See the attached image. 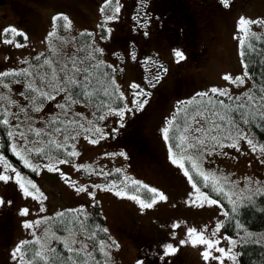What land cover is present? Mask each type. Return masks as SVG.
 <instances>
[{"label": "rangeland", "instance_id": "obj_1", "mask_svg": "<svg viewBox=\"0 0 264 264\" xmlns=\"http://www.w3.org/2000/svg\"><path fill=\"white\" fill-rule=\"evenodd\" d=\"M12 3L16 7L0 3V73L29 69L40 74L44 69H38L37 65H42L44 59H51L55 67L60 56L65 57L77 49V34L86 31L91 35L93 47L101 50L102 60L114 66V80L124 102L120 107L108 108L103 114L104 119L98 120L92 106L79 101L69 107L66 94L59 93L55 99L45 101L37 113L32 111L28 98L27 84L32 77L13 80L0 77V96L15 101L8 104L0 100L4 110L10 113L6 117L10 131L18 123L24 129L28 123L26 115L31 117L33 128L43 130L46 120L54 116L66 121L76 119L83 125V128L72 131L71 151L77 155L70 161L56 155L49 156L55 158L52 171L46 167L49 157L46 161L33 159L35 149L41 147V136L29 134L31 143H26L19 135L11 136L12 151L15 148L31 164L38 166V177L33 179L9 162L7 164L11 167H7L4 159L0 161V174L10 177L8 181H0V264H22L19 256H13L22 241L34 240L41 249L48 239L49 243L43 249L48 255L56 243L51 240L52 234L67 235V231L58 232L53 228L51 218L54 213L70 208L86 215L94 202L100 206L108 231L107 237L101 240L106 245L107 256L102 254L105 264H147L139 258L137 246L126 235L127 230L152 243L155 255L152 264H157L156 261L159 264H241L239 244L242 234L224 232L222 225L226 208L196 182L190 169L197 175L203 172L209 176V182L213 177L220 178L217 187L222 188L221 193L235 210L254 195L264 192V147L246 127H239L238 132L232 133L235 139L220 141L223 147L204 150L202 158L196 161L199 171L185 160V168L189 171V176H185V169L172 163L174 153L163 129L167 127V119L176 104L200 94H211L213 87L227 90L232 95L249 92L252 78L241 58V40L248 35L264 33V0H249L245 8L238 10L215 4L216 12L212 14L211 21H205L197 9L195 23L199 42L196 48L199 43L204 45L200 55L189 54L193 46L185 47L182 40L170 42L151 30V19L145 12L151 0H112L105 11L101 9L107 0H19ZM117 4L120 11L116 18L107 20ZM59 15L67 17L69 27L62 26L65 23L62 19L54 23L53 18ZM242 17L258 23L248 25L245 32L239 27ZM101 25L106 30L104 34L100 31ZM8 28H15L23 35L6 33L4 30ZM133 34L134 37L131 36ZM54 49L59 50V55ZM175 51L182 52L184 59L178 62ZM44 52L48 53L42 60L34 61L35 56ZM183 76L184 88L181 90L178 83ZM225 76L230 79H224ZM237 76L245 83H234ZM41 83L46 86V81ZM3 84L8 87L4 88ZM37 86L42 87L39 83ZM141 91L146 95H139ZM144 99L147 103L142 109H137L133 101L139 103ZM58 104H65L67 116L56 107ZM20 108L25 111L21 112ZM110 109H124L123 120ZM127 122L134 123V126L125 133L123 129ZM193 122L195 127L189 132L192 138L200 134L197 128L209 126L202 118H195ZM96 128L100 131L96 132ZM129 135H138L142 144L138 145ZM187 155H192V152ZM58 160L67 162L60 164L56 162ZM116 169L121 170L118 178L111 175ZM16 172L20 173L21 183L31 181L38 191L29 186L33 195H25L17 182ZM132 181L138 184L134 185ZM193 183H197L200 192L217 203L210 205L204 202L200 206L203 198L193 188ZM144 185H147V190L156 189L166 199L161 201L150 191L152 196L147 197ZM131 186L134 188L127 190ZM78 188L85 190L81 192ZM117 191L122 194L116 195ZM132 195L139 196L145 203L156 198V203L151 208H142L138 201L130 198ZM22 210H27V214L21 215ZM25 224L30 227H25ZM189 229L196 230L191 237ZM76 232L77 240L88 243L90 251L91 243L87 236L81 231ZM243 234L261 241L264 228L257 231L246 229ZM199 236L211 241L213 247L209 249L202 243L193 246L189 242ZM182 240L186 243L181 244ZM167 244L173 245L177 251L165 256ZM206 252L207 258L204 256ZM23 264H30L25 255Z\"/></svg>", "mask_w": 264, "mask_h": 264}, {"label": "trees", "instance_id": "obj_2", "mask_svg": "<svg viewBox=\"0 0 264 264\" xmlns=\"http://www.w3.org/2000/svg\"><path fill=\"white\" fill-rule=\"evenodd\" d=\"M166 1L168 0H165V2L161 0H153L151 3L159 17L165 19V25H168L166 29H156L155 34L159 37L163 36L170 42H178L179 40H182L185 47L191 48L193 46V48H191L192 51H189V54L193 53L194 55H200L204 50V45L202 46V43H199L198 48H196L197 43L199 42L195 23V19L198 14H196L197 9H194L195 17L193 18L191 9L178 3ZM58 17L62 16L59 15ZM183 24L186 26L185 29L181 28V25ZM190 27H192V29H190ZM179 28L180 30H178ZM100 31L102 34L106 32L103 25L100 26ZM184 41L186 43H184ZM95 49L96 48L92 45L91 35L86 31H81L77 34V49L69 52L65 58L71 56L76 57L79 61H84V64L79 65L81 67L94 66L98 63L100 64V67L96 69L89 67V71H91L93 75L90 77L91 84L87 87V91L92 92L93 95L91 97L74 96V98L78 101L92 106L94 109V116L96 119L98 118V120H100L99 117L103 116L108 108L120 107L124 100L114 80V66L102 60L100 51L97 52ZM240 51L244 66L252 78V87L247 93L251 95H258L261 89H264V33L246 36L243 39V44L241 43ZM47 53L48 52H44L35 56L34 61L42 60ZM36 57H40V59L37 60ZM61 63H63V61H61ZM46 70L47 69L40 71V74H43ZM22 71L23 70L13 73H20ZM24 77L25 76L21 75L7 76L4 78L13 80ZM184 77L185 76L181 77L178 83V87L181 90L184 88L182 80ZM39 84H41L45 91L48 90L41 82ZM206 94V96L200 94L188 101H182L179 104H176L167 119V127L169 128V138L167 141L172 152L178 156L181 153H184L185 155L191 153L192 151L188 146L198 141L201 137V134H199L198 137L195 136L192 138L189 134L192 128L195 127V123L193 122L195 118H202L204 121L203 117L196 115L197 111L200 110L201 101H207L211 98L215 100L223 99L227 104L234 105L235 103L234 101L228 100L227 97L215 96L208 93ZM209 95L211 96L208 98ZM232 96L234 97L236 95ZM240 96L243 98L244 94ZM3 111H5L4 107L0 104V121L4 118ZM52 119L53 117H50L46 120L44 133L40 137L42 142L40 148H42V151L40 153L35 151L33 153V159L35 161H46L49 156L56 155L65 160H73L74 156L68 155L69 152H72V131L79 129L80 127H69L67 131H65L64 124L57 123L55 125H50V121ZM60 119L64 120L65 123L67 122L65 118L60 117ZM169 121H172L173 123L169 124ZM133 126L134 123H127L126 128L123 129L124 132L127 133V131L132 129ZM239 127H246L253 138L264 147V121L254 119L250 123L240 125ZM55 128H60L61 131L57 133L54 131ZM9 131L10 125H4L0 122V154L2 158L17 167L22 174L29 175V177L33 179L37 178L38 173L32 171L31 168L26 167L20 157L12 151L11 136L8 135ZM65 136H68L67 140L64 139ZM129 136L138 145L142 144L138 135ZM49 140H54L56 143L63 145V147L57 149L54 145L50 146L48 143ZM187 166L190 168L189 164H187ZM190 171L196 182H198L201 187H204L202 176L197 175L192 169H190ZM120 174L121 171L117 172L115 170L111 175L118 178L120 177ZM127 188V190H132L134 187L131 186V189L130 187ZM143 188L147 193V197L152 196L153 193L150 195L144 186ZM206 190L210 195L216 197L227 210L222 225L224 232L227 234H242L239 244V258L241 264H264V237L261 241H255L250 236L247 237L248 235L245 236L243 234V231L246 229L257 231L264 228V192L254 195L249 201L239 205L235 210H233L230 207L228 199L221 192L213 191L211 187H207ZM58 213H65V215L63 217H59L57 215ZM65 221H74V223H68L66 227L72 228L76 231H81L87 236V238L91 236L92 233L96 234L94 240H89L91 243L90 251L95 258V261H99L100 264H105L103 255L99 252V243L107 237L108 231H103L106 229V222L101 213L99 204L97 202L92 203L90 205L89 212L86 215H82L77 210L65 208L54 213L51 218L52 226L58 232H66ZM81 223L84 225L83 230L80 229ZM123 230L126 231L124 228ZM126 235L136 244L139 256L145 261L148 254H150L148 249L154 248L152 243H150L148 239L142 238L140 235H137L130 230L126 231ZM27 242L28 243L23 246V254L29 260L30 264H41L39 260L34 258V253L41 250L39 244L34 240H28ZM52 249L56 250L55 254L53 256V254L49 252L48 256L52 258L46 261V264H66L69 254L66 252L62 244L56 242ZM73 259H75V257H73ZM89 264H93V262L90 261Z\"/></svg>", "mask_w": 264, "mask_h": 264}, {"label": "snow or ice", "instance_id": "obj_3", "mask_svg": "<svg viewBox=\"0 0 264 264\" xmlns=\"http://www.w3.org/2000/svg\"><path fill=\"white\" fill-rule=\"evenodd\" d=\"M225 6L228 5L229 0H222ZM112 3V0H107V3L105 4V8H102L101 11H105V9L108 7L109 4ZM120 8L119 5L115 7L113 14L106 17L107 20H112L116 18V14L119 13ZM64 20L65 23L62 25L64 28L69 27V24L67 23V17H54V23L57 20ZM258 23V21H249L245 18H241L239 21V27L241 30L247 32V27L250 24ZM6 33L10 32L13 35H23V33L17 32L15 28H8L4 30ZM50 36L53 35V33L49 34ZM8 43H11L12 41H7ZM241 43L243 44V40H241ZM19 46V45H17ZM95 51H101L100 49H95ZM54 52L56 55H59V50L54 49ZM174 55L177 58V61L184 59L182 52L175 51ZM37 60L40 59V57H36ZM60 61H63L61 63ZM60 61L56 62V66L53 67V61L51 59H44L42 65H37L38 69H47L43 74H39V72L33 73L30 72L29 69H24L20 73H0V77H7V76H26V77H32L27 84L28 88V98L29 102L32 105V111L33 112H40L41 108L44 105L45 101H51L55 99V95L59 93H65L66 94V102L70 104L78 103L79 101L77 99H74V96H83V97H91L93 95L92 92L87 91V87L90 86L91 80L90 77H92L93 73L89 71V67H93V69L99 68L100 64H96L94 66H79L84 64V61H79L76 57H67L60 56ZM245 76L248 75V73L244 74ZM82 77V78H81ZM159 79V77H157ZM224 79L228 80L230 77L225 76ZM47 86V91H45L42 87H38V83L45 82ZM2 83V81H0ZM234 83L238 84H244L245 81L240 76H237L234 80ZM4 88H7V84H3ZM132 87H138L137 85H132ZM75 90V91H73ZM211 94L215 96L220 97H227L228 100L234 101L233 104H227L223 99L221 100H215V99H208L207 101H201L200 102V110L197 111L196 115L201 116L204 118V121L209 126L205 128H197L196 131L201 134V137L198 139V141L194 142L193 144L189 145V149L192 151V155H185L184 153H181L178 157L173 154L172 155V163L178 164L179 167L184 168V174L185 176H189V171L187 168H185V160L189 161L191 163V167L194 170L199 171L198 164L196 163L197 160L202 158V155L204 154L205 148H208L209 150H213L216 147H223L220 143L222 139H235L233 137L232 133L239 131V126L243 124H248L252 120H260L264 121V89H261L260 93L258 95H251L248 93H245L243 98L240 95L232 96L230 95L227 90H219L216 87H213L210 89ZM139 95L143 96L146 95V93H143L141 91ZM206 96L207 94H201ZM0 100L6 101L8 104L15 103V101L9 100L6 96H0ZM134 104L137 105V109H142L144 105L147 103V100L144 99L141 102L137 103V101H133ZM57 108L61 109V113L64 116H67V112L65 111V104H58L56 105ZM21 112H24V108H20ZM110 111H116V114L123 120L125 112L124 109L119 110H113L110 109ZM129 111H132V109H129ZM10 113L7 111H3V119L2 122L4 125H7L9 123L8 119L6 118ZM101 120L104 119L103 116L99 117ZM25 119L28 121L26 127L24 129H21L20 123H18L14 130L9 131L8 135H19L22 137L26 143H31L29 140V134H32L36 137H40L44 130L41 128H33L31 126V117L27 116ZM23 123V122H21ZM57 123L64 124V130L67 131L69 127H80L83 128V125L78 124V121L76 119H69L65 123L64 120H61L60 117L54 116L53 119L50 121V125H55ZM172 121H169V124H172ZM55 132H60V128H55ZM87 131H91V129H87ZM96 132H99L100 129L96 128ZM165 139H168L169 134V128L166 127L163 129ZM215 133V135L213 134ZM74 138V137H73ZM65 140L68 139V136L64 137ZM207 139V144H206ZM38 142V141H37ZM92 143H96L95 140L91 141ZM49 145H54L57 149L63 147V145L56 143L54 140H49ZM249 144L252 143L251 140L248 141ZM234 146V145H233ZM28 151H31V149H28ZM35 151L37 153H40L42 151V148H36ZM13 152L20 156V158L23 160L26 167L31 168L32 171L38 172V166L31 164V162L25 157L24 154L17 152L15 148H13ZM68 155L74 156L77 155L76 152H69ZM121 156L124 155L123 152L120 153ZM54 157H49V164L46 165L49 171H52L55 169V164L52 163L54 160ZM0 161H3V158L0 157ZM60 164L66 163L65 160H58L56 161ZM3 163L7 167H11V165L7 164V161H3ZM15 171V169H13ZM117 172H120V169H116ZM199 175L202 176L204 187H210L213 189V191L222 192V188L217 187V181L220 178L213 177L210 181L209 176L204 175L203 172H199ZM17 182L20 185V188L24 191L25 195H33L31 191H29V186L32 189H36V185L33 184L31 181H27V184L20 182V173L16 172ZM191 179V177H189ZM10 179L9 176L5 174H0V181H8ZM198 183V182H197ZM197 183H193V188L196 190L197 193H200V197H202V201L200 206H203V203L206 202L210 205H215L217 201L215 199H209L207 196H205L203 193L200 192V189L197 187ZM132 184H138L137 181H132ZM145 188H147V185H144ZM78 191H84V188H78ZM137 191L139 189L137 188ZM151 193L154 194V197H158L159 200H165L166 197L162 193H157L156 189H148ZM121 191H117L116 195H121ZM198 197V199H200ZM131 199L136 200L140 203L142 208H151L153 204L156 203V198L152 199L151 203H145L143 200L139 198L137 195L130 196ZM195 203V201H193ZM41 211H43V208H41ZM27 210H22L21 215H26ZM59 217H63L65 213H58ZM65 230L67 231L66 236H57L55 234H52L51 240H54L56 242H59L62 244L66 252L69 254L68 261L66 264H89L90 261L93 262V264H100L99 261H95V258L93 257V254L91 251H89V244L83 243L77 240V232L74 231L72 228L66 227L68 223H74V221H65ZM178 225H173V227H177ZM25 227H30L29 224H25ZM219 227V225H217ZM84 225L80 224V229L83 230ZM103 231H107L104 229ZM195 229H189L188 234L189 237L195 232ZM96 234L92 233L91 236L88 237L89 240H94ZM193 246H195L197 243L206 244L209 249L213 247L212 242L205 240L203 236H199L197 239H190L189 241ZM28 243L27 241H22L17 248L13 252L14 258L18 257L21 259V262L23 264V253L22 249L23 246ZM49 243L48 239H45V242L43 245H41V250H38L34 253V258L36 260H39L41 264H46V261L51 259L52 257L48 256L43 249L45 246H47ZM181 244L186 243V241L182 240L180 241ZM78 245V246H77ZM77 246V247H74ZM106 245L103 241H100L99 243V252L102 253L105 257L107 256V252L105 251ZM49 251L53 254H55V249H49ZM177 249L173 247L171 244H167L164 249V255H170L172 253H175ZM218 251H224L223 249H219ZM205 258L208 257V253H204ZM75 257V259H73Z\"/></svg>", "mask_w": 264, "mask_h": 264}, {"label": "flooded vegetation", "instance_id": "obj_4", "mask_svg": "<svg viewBox=\"0 0 264 264\" xmlns=\"http://www.w3.org/2000/svg\"><path fill=\"white\" fill-rule=\"evenodd\" d=\"M14 1H19V0H0V3L1 4L9 3V5L10 4L13 5L14 3L12 2ZM161 1L165 2V0H161ZM168 1L173 2V3H178L184 7L191 9L192 10L191 14L193 13L192 14L193 18L195 17L194 9H199V11H201L206 21H211L210 19L212 17V14L216 12L214 8L215 4H218L221 8H230V9L235 8L236 10H238L239 8H245L246 3L249 2V0H229L228 5L225 6L222 0H168ZM14 5L12 7H15ZM150 7H151V11L154 17L152 21L154 30L159 29V28L166 29L168 25H165L166 23L165 19H162L159 17V15L157 14L156 10L154 9L152 5H150ZM181 28L185 29L186 26L183 24L181 25ZM190 29H192V27H190ZM178 30H180V28ZM184 43L186 42L184 41ZM148 251L150 252L151 255L148 254L147 259H146L148 262L146 260L145 262L147 264H152L153 259H155V255L153 253L154 248L148 249Z\"/></svg>", "mask_w": 264, "mask_h": 264}]
</instances>
